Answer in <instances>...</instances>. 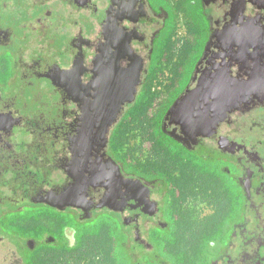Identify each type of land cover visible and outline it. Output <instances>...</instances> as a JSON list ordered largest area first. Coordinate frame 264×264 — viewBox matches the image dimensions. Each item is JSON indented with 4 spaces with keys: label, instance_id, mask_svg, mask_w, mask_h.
<instances>
[{
    "label": "flooded vegetation",
    "instance_id": "1",
    "mask_svg": "<svg viewBox=\"0 0 264 264\" xmlns=\"http://www.w3.org/2000/svg\"><path fill=\"white\" fill-rule=\"evenodd\" d=\"M180 1L0 0V264H264V0H188L178 85L116 148ZM132 60L104 132L93 81Z\"/></svg>",
    "mask_w": 264,
    "mask_h": 264
},
{
    "label": "built area",
    "instance_id": "2",
    "mask_svg": "<svg viewBox=\"0 0 264 264\" xmlns=\"http://www.w3.org/2000/svg\"><path fill=\"white\" fill-rule=\"evenodd\" d=\"M189 38L187 21L182 14H178L174 21L172 33V47L164 50L159 61L154 67V73L150 85V105L146 111L145 119L152 123L165 98L177 87L178 78L175 75L174 66L177 64L181 45ZM128 146L127 143L123 145ZM144 151V150H142ZM133 152L131 151L130 154Z\"/></svg>",
    "mask_w": 264,
    "mask_h": 264
},
{
    "label": "water",
    "instance_id": "3",
    "mask_svg": "<svg viewBox=\"0 0 264 264\" xmlns=\"http://www.w3.org/2000/svg\"><path fill=\"white\" fill-rule=\"evenodd\" d=\"M101 62V60H99ZM104 63H107L104 60ZM139 67L135 60H132L130 65L126 68L124 75L120 74L119 77L114 75L109 78L95 79L94 85L98 82H104L105 90L96 96V110L97 116L103 122V128H107L117 119L123 105L134 101L137 86L139 84ZM228 104L233 103L235 98H238L236 93L231 95L228 91L224 95ZM235 96V98H234Z\"/></svg>",
    "mask_w": 264,
    "mask_h": 264
},
{
    "label": "rangeland",
    "instance_id": "4",
    "mask_svg": "<svg viewBox=\"0 0 264 264\" xmlns=\"http://www.w3.org/2000/svg\"><path fill=\"white\" fill-rule=\"evenodd\" d=\"M186 12H189V4H188V0H181L179 2V6L176 10V16L177 13L178 14H182L183 18H186ZM146 120V119H145ZM135 119L132 118L131 116H127V120H126V124H124L126 126V133H129L127 136L124 134L125 138H126V143L128 144V146L122 147L124 148V150H130L128 152V154H130V152L132 151L133 155L135 156H139L140 153H142V150H145L146 148V143H143V137L147 134L146 132H141L140 129H137L136 131L134 130V128L136 127L135 124ZM130 158H132L130 156ZM139 158V157H137ZM18 216V214H17ZM19 217V216H18Z\"/></svg>",
    "mask_w": 264,
    "mask_h": 264
},
{
    "label": "trees",
    "instance_id": "5",
    "mask_svg": "<svg viewBox=\"0 0 264 264\" xmlns=\"http://www.w3.org/2000/svg\"><path fill=\"white\" fill-rule=\"evenodd\" d=\"M150 101H151V97H150V94L148 93L147 96H146V99H145V105L144 107L141 109V110H136L134 107L128 112L129 116H131L132 118H134L137 122H145L146 123V127H150L151 125H148L150 124L147 120H145V114H146V111L150 105ZM146 128V129H148ZM145 129V132L147 131ZM126 126L123 125L122 129H121V137L119 139H117V142H116V148H122L123 145L126 143V138L124 136V134L126 133Z\"/></svg>",
    "mask_w": 264,
    "mask_h": 264
},
{
    "label": "crops",
    "instance_id": "6",
    "mask_svg": "<svg viewBox=\"0 0 264 264\" xmlns=\"http://www.w3.org/2000/svg\"><path fill=\"white\" fill-rule=\"evenodd\" d=\"M176 75V74H175ZM151 80H152V78H151ZM150 84H151V82H150ZM149 122V121H148ZM150 123V122H149ZM148 125H152V123H150V124H148ZM146 129V128H145ZM147 131H148V129H146ZM120 149V148H119Z\"/></svg>",
    "mask_w": 264,
    "mask_h": 264
}]
</instances>
